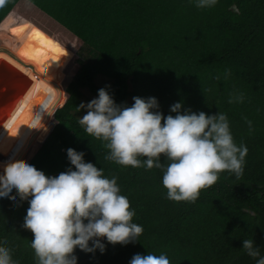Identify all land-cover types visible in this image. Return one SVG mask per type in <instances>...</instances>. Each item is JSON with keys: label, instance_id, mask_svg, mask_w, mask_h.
<instances>
[{"label": "trees", "instance_id": "1", "mask_svg": "<svg viewBox=\"0 0 264 264\" xmlns=\"http://www.w3.org/2000/svg\"><path fill=\"white\" fill-rule=\"evenodd\" d=\"M0 27L17 38L8 44L16 58L0 51V63L30 83L0 126V164L21 158L32 135L43 145L30 165L46 175L71 167L67 149L83 152L116 179L143 227L126 246L104 240L103 254L76 249L77 264H129L148 253L166 254L170 264H255L245 239L264 254V0H217L203 9L195 0H4ZM101 77L110 83L99 86ZM106 87L118 105L155 97L165 116L175 115L176 102L225 114L234 143L248 149L243 173H220L195 203L168 199L162 169L106 159L107 142L79 124L84 91L97 97ZM13 197L16 205L0 199V247L18 264H37L33 234L23 227L29 204Z\"/></svg>", "mask_w": 264, "mask_h": 264}, {"label": "clouds", "instance_id": "2", "mask_svg": "<svg viewBox=\"0 0 264 264\" xmlns=\"http://www.w3.org/2000/svg\"><path fill=\"white\" fill-rule=\"evenodd\" d=\"M195 3L198 8H211L217 0ZM132 99L131 106L118 105L106 87L78 108L86 110L78 118L86 133L107 142L106 159L133 168L162 169L168 199L176 202L195 203L201 190L214 186L222 172L243 173L248 149L234 143L225 114L196 113L176 102L170 106L175 115L165 116L155 97ZM236 101L242 102V97ZM38 153L29 164L7 163L0 174V199L16 205V193L19 201L29 204L23 227L33 234L37 264H77L76 249L103 254L104 240L113 246L139 241L143 227L133 222L135 210L121 195L115 178H107L102 168L86 162L85 154L72 148L66 153L71 167L57 176L46 175L30 165ZM141 157L146 158L143 163ZM242 249L255 264H264V254L253 239L242 240ZM0 264L18 262L9 249L0 247ZM129 264H170V260L166 254H135Z\"/></svg>", "mask_w": 264, "mask_h": 264}, {"label": "water", "instance_id": "3", "mask_svg": "<svg viewBox=\"0 0 264 264\" xmlns=\"http://www.w3.org/2000/svg\"><path fill=\"white\" fill-rule=\"evenodd\" d=\"M28 86L30 83L23 73L7 62L0 63V126L7 119L9 112L15 108Z\"/></svg>", "mask_w": 264, "mask_h": 264}, {"label": "rangeland", "instance_id": "4", "mask_svg": "<svg viewBox=\"0 0 264 264\" xmlns=\"http://www.w3.org/2000/svg\"><path fill=\"white\" fill-rule=\"evenodd\" d=\"M14 38L15 37L12 36V34H10L7 29L0 27V51H4L8 54H11L13 57H15V55L13 53H11V51L8 49L9 48L8 47L9 42L14 41ZM15 39H17V38H15ZM61 72H62V70H61ZM60 75L62 76V74L57 73L58 78L60 77ZM62 78H63L62 79V82H63V80L65 78V74H64V77L62 76ZM109 83H110L109 80L102 78V77L98 78V80H97V84L99 86H103V85L109 84ZM94 98H97V97L92 95L87 90L84 91V100L86 103L90 102ZM55 124H56V122H55ZM29 139H30V143H28V146H27L26 150L22 153L21 158L16 159V157H14V159L12 160V157H9V159L7 158V159L2 160L1 163L5 164V163H7L8 160L11 159L12 161H19L20 163L29 164L31 162L32 158L35 156V154L37 152H39V151H37V149L39 150L40 145H43V144L38 143L37 137L34 135H32L31 138H29ZM4 164H0V174L3 173Z\"/></svg>", "mask_w": 264, "mask_h": 264}]
</instances>
